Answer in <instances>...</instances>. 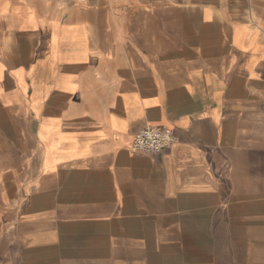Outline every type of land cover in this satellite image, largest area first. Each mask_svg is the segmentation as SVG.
<instances>
[{"label": "crops", "instance_id": "obj_1", "mask_svg": "<svg viewBox=\"0 0 264 264\" xmlns=\"http://www.w3.org/2000/svg\"><path fill=\"white\" fill-rule=\"evenodd\" d=\"M0 264H264V0H0Z\"/></svg>", "mask_w": 264, "mask_h": 264}, {"label": "built area", "instance_id": "obj_2", "mask_svg": "<svg viewBox=\"0 0 264 264\" xmlns=\"http://www.w3.org/2000/svg\"><path fill=\"white\" fill-rule=\"evenodd\" d=\"M174 141L175 135L172 129L147 126L135 134L132 149L145 155L159 154L168 149Z\"/></svg>", "mask_w": 264, "mask_h": 264}]
</instances>
